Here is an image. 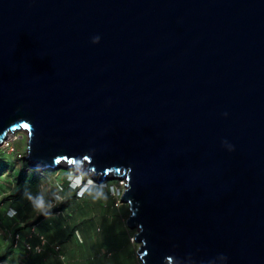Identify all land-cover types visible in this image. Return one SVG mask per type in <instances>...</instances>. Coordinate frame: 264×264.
I'll return each mask as SVG.
<instances>
[{
	"label": "water",
	"instance_id": "water-1",
	"mask_svg": "<svg viewBox=\"0 0 264 264\" xmlns=\"http://www.w3.org/2000/svg\"><path fill=\"white\" fill-rule=\"evenodd\" d=\"M19 128L30 167L124 180L142 264H264V0H0Z\"/></svg>",
	"mask_w": 264,
	"mask_h": 264
},
{
	"label": "rangeland",
	"instance_id": "rangeland-1",
	"mask_svg": "<svg viewBox=\"0 0 264 264\" xmlns=\"http://www.w3.org/2000/svg\"><path fill=\"white\" fill-rule=\"evenodd\" d=\"M25 148L26 139L20 133L0 143V208L3 207L2 203L6 204L16 197L28 182L34 186L32 197L26 193L27 197H31L30 210H26V215L18 221L27 222L25 225L30 222H46V227L44 225L41 229L49 241H58L65 246L63 254L66 264H142L136 255L138 243L132 236L135 228H129L125 224L128 209L127 204L120 200L124 183L122 179L104 174L97 180L99 175L91 177L92 171L85 169L82 163L77 164L75 171L74 166L67 163L58 164L54 168L30 167L25 158ZM62 173H66L69 183L73 181L75 187L77 183L89 179L90 183L86 181L87 186L94 187L90 189V195L85 201L67 203L70 201L69 196L60 192ZM69 183V188L72 189ZM52 196H58L59 202L52 204ZM52 205L57 206L56 212L51 211ZM57 210L60 215H57ZM65 213L71 214V217L63 215ZM89 221L99 225L94 234L90 233V227L86 226ZM0 222H4L3 219H0ZM56 222L78 224L75 230L65 235L59 231ZM86 227L88 234L85 232ZM2 236L6 238L7 235L5 231L0 230V238ZM48 256L46 264H62L52 254Z\"/></svg>",
	"mask_w": 264,
	"mask_h": 264
},
{
	"label": "trees",
	"instance_id": "trees-1",
	"mask_svg": "<svg viewBox=\"0 0 264 264\" xmlns=\"http://www.w3.org/2000/svg\"><path fill=\"white\" fill-rule=\"evenodd\" d=\"M62 182H61V186H60V192L61 194L65 195L67 194L69 196V199L70 201H68L67 203H70V202H76L78 203V201H85L87 199V197L90 195V189L94 186H86L84 188V190L82 191V193L80 191H77V187H75L74 185V182H70L69 183V180L67 179V176H66V173H62ZM76 179V178H74ZM87 182H89V179L86 180ZM86 182V183H87ZM73 184V187L72 189L69 188V185ZM90 183V182H89ZM24 188H22L17 196L13 197L12 199H8V198H4V200H9V202L6 204L2 203L1 206H3L2 208H5V213L4 215L7 216L8 218H12L13 220H19L20 218H22L24 215H26V210H30L29 208V199L32 197V194H33V191H34V186L32 185H29L28 182H26V186H23ZM26 193L30 194L29 197H27L28 195H26ZM93 196V194L91 195ZM58 201V200H57ZM56 201V202H57ZM59 202V201H58ZM28 206V207H27ZM56 207L55 205H52L51 206V211H55L56 210ZM1 209V208H0ZM74 210V209H73ZM56 212V211H55ZM1 215V214H0ZM57 215H60L58 210H57ZM67 217H71V214L69 213H65L63 214ZM62 215V216H63ZM110 215H108L109 217ZM64 217V216H63ZM62 217V218H63ZM111 218V217H109ZM1 219V218H0ZM64 221V219H63ZM116 223H119V222H115ZM124 225L123 222H120ZM56 224L58 225V229L59 231H62L61 233H65V235L71 233L73 230L76 229V226L78 224V222H65L64 224H62V222H56ZM46 227V222H39V223H36V222H30L28 224H26L25 226L28 228L27 231H26V238L23 239L22 241H27L30 245H33L35 243L38 242V236H42L45 241H47V237L45 236V234L43 233V229H41L42 226ZM24 226V227H25ZM86 226L89 228L90 227V233L94 234L96 233V231L98 230L99 228V225L96 224V223H92L89 221L88 224H86ZM87 227H86V234H88L87 232ZM125 227V226H124ZM31 229H33V232H31ZM123 230V229H122ZM125 231H127L126 227H125ZM15 233H18L17 230L16 231H13V232H10V234H15ZM105 236L107 237L108 235L105 233ZM21 241V247L22 249L24 250V255H22L19 259V261L22 263V264H30L27 262V257L29 255H34L35 257H42L43 254L45 253L46 249H45V245H46V242L42 248V250L40 252H35V251H26L25 248H24V245H23V242ZM109 242V240H107ZM106 241V242H107ZM111 242V241H110ZM58 245H60V243L57 242ZM13 245V244H12ZM63 253V252H62ZM0 260H2V258H0Z\"/></svg>",
	"mask_w": 264,
	"mask_h": 264
},
{
	"label": "crops",
	"instance_id": "crops-1",
	"mask_svg": "<svg viewBox=\"0 0 264 264\" xmlns=\"http://www.w3.org/2000/svg\"><path fill=\"white\" fill-rule=\"evenodd\" d=\"M4 213H5V208H1L0 218L3 219L4 222H0V228H1L0 230L5 231L7 236L6 238H3V236L2 238H0V258L4 259L7 262V264H22L19 261L20 257L24 255L23 252L24 250L21 247L22 245L21 241L26 238V231L28 228L25 226V223L27 222H19L18 220H13L12 218H8L7 216H5ZM16 230L21 238V241L18 242L16 245H12V241L11 238H9L8 236V232H13ZM57 242L58 241H49L47 239L45 245L46 247L44 246L46 251L43 254V256L35 257L34 255H29L27 257V262L30 264H41V263L46 264V262L49 259L48 255L52 254L54 258L56 257V254L53 251L51 245L52 243H57ZM63 247L65 246L61 244L59 245L60 251L64 253Z\"/></svg>",
	"mask_w": 264,
	"mask_h": 264
},
{
	"label": "built area",
	"instance_id": "built-area-1",
	"mask_svg": "<svg viewBox=\"0 0 264 264\" xmlns=\"http://www.w3.org/2000/svg\"><path fill=\"white\" fill-rule=\"evenodd\" d=\"M57 199H59L58 196L50 197L51 202H53L52 204H54L57 201ZM31 232H33V229H31ZM8 236L9 238H11L13 245H16L18 242L21 241V238L18 233L12 235L10 234V232H8ZM22 242L26 251L32 250L35 252H40L46 241L42 236H38V242L33 245H30L27 241H22ZM51 247L56 254V258L59 259L62 262V264H66L64 255L59 249V245L57 243H52ZM0 264H7V262L4 259H2L0 260Z\"/></svg>",
	"mask_w": 264,
	"mask_h": 264
},
{
	"label": "bare ground",
	"instance_id": "bare-ground-1",
	"mask_svg": "<svg viewBox=\"0 0 264 264\" xmlns=\"http://www.w3.org/2000/svg\"><path fill=\"white\" fill-rule=\"evenodd\" d=\"M22 134L23 136H24V138L25 139H27V137L25 136V132L23 131V130H21L20 128L19 129H16V130H7L6 132H4V134L2 135V137H1V142L4 140V141H7V140H9L10 138H12L13 137V135H15V134ZM0 142V143H1ZM63 162H65V163H63V162H59V164H66L67 162L65 161V160H62ZM67 164H71V165H73V163L72 162H68ZM66 164V165H67ZM74 166V165H73ZM77 166V165H76ZM60 167V166H59ZM54 168V167H53ZM90 171V170H89ZM110 173V172H109ZM109 173H105V174H108L109 175ZM92 174V173H91ZM100 173H98V174H95V177H97L98 175H99ZM104 175V173H102V176ZM110 175H112V174H110ZM124 181V180H123Z\"/></svg>",
	"mask_w": 264,
	"mask_h": 264
},
{
	"label": "clouds",
	"instance_id": "clouds-1",
	"mask_svg": "<svg viewBox=\"0 0 264 264\" xmlns=\"http://www.w3.org/2000/svg\"><path fill=\"white\" fill-rule=\"evenodd\" d=\"M79 183L76 184V186H77L76 190L82 192L87 185L84 182H79ZM72 187H73V184H72Z\"/></svg>",
	"mask_w": 264,
	"mask_h": 264
}]
</instances>
